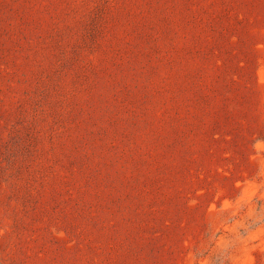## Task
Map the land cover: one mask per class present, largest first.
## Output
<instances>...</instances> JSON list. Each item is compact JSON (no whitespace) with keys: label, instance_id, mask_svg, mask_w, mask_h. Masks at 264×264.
<instances>
[{"label":"rangeland","instance_id":"374dc122","mask_svg":"<svg viewBox=\"0 0 264 264\" xmlns=\"http://www.w3.org/2000/svg\"><path fill=\"white\" fill-rule=\"evenodd\" d=\"M0 264H264V0H0Z\"/></svg>","mask_w":264,"mask_h":264}]
</instances>
